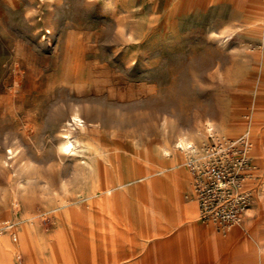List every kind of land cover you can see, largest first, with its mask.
<instances>
[{
	"label": "rangeland",
	"instance_id": "obj_1",
	"mask_svg": "<svg viewBox=\"0 0 264 264\" xmlns=\"http://www.w3.org/2000/svg\"><path fill=\"white\" fill-rule=\"evenodd\" d=\"M259 1L0 0V264H264V20L246 11ZM68 122L80 153L61 157ZM244 134L249 209L231 225L241 234L215 243L205 263L186 253L203 237L171 223L172 171L113 187L160 154L204 156L213 139ZM180 136L202 147L179 152ZM143 213L149 235L163 230L159 242L143 240ZM212 224L230 227L202 222Z\"/></svg>",
	"mask_w": 264,
	"mask_h": 264
},
{
	"label": "bare ground",
	"instance_id": "obj_2",
	"mask_svg": "<svg viewBox=\"0 0 264 264\" xmlns=\"http://www.w3.org/2000/svg\"><path fill=\"white\" fill-rule=\"evenodd\" d=\"M92 1V0H90ZM119 0H103V5L106 9H113L115 8L116 4ZM254 10L260 12L261 19L264 20V0H260L258 5H252L250 9L246 10L249 16H255ZM258 12V17L259 16ZM257 15V14H256ZM60 119H57L53 125L57 124V122ZM72 120L82 122V118L79 117V115L75 114L72 116ZM69 125L70 122L66 123L62 126V129L60 131V142L57 145V151L59 156L66 157L68 155H75L80 153V146H76L69 135ZM255 126L259 127L257 124ZM249 135V134H248ZM255 139L251 142V150L254 149L255 145ZM177 148L179 152L185 153V152H194L196 150H200V147L198 144V139L196 138H188L184 136H180L177 139L176 142ZM166 154H169L168 150H165ZM250 153V146L248 148V154ZM9 158H13L14 156V149L9 148L8 149ZM149 154V153H148ZM189 156V158H193L195 160H201V162L204 160V156L202 155H195L186 153L182 161L176 160L174 157L169 158V161H166L165 158L160 156L159 160H155L154 162L147 163L145 162L144 166L142 168L140 166L135 167L134 171L131 172L129 175L122 176L121 178L117 179L113 183L114 189H121L125 188L126 186L133 184L138 187H144L147 185L153 178H156L162 174H166L170 171L173 172L175 177V197L168 203V208L171 212V223L175 226H181L182 224H185V227H189L188 236L191 238L192 236H198L203 237L205 241L199 243L197 241L193 242L190 241L189 245V252L186 253H192L197 259H200L202 262H207L210 255L212 254V249L217 243L221 246H223L225 241H228L231 237L241 234L242 229L238 226H230L229 230L225 234H220L215 229V225L212 224L210 228L205 230L202 226V222L200 223V216H199V206L198 201L196 199L187 202L183 200V193L185 190V184L187 181V173L181 168V164L184 162H187L186 157ZM263 160H264V154H262ZM167 160V159H166ZM4 164L7 166L8 163L4 161ZM10 172V171H9ZM8 172V173H9ZM8 179V178H7ZM10 180V179H9ZM17 180V179H16ZM96 186V185H95ZM11 197L14 202H17L18 204L21 203L22 200L25 198V189L22 188L20 185H17V187H13L11 189ZM118 197V196H117ZM119 200V198H118ZM119 202V201H118ZM118 210V209H117ZM142 218V238L146 241L151 242H159L163 239L164 234L163 230L159 233L149 235L146 232V227L144 224V213L141 214ZM160 218H163V215H160ZM150 224V223H149ZM183 226V225H182ZM184 227V226H183ZM151 232V231H150ZM8 245L5 241L0 240V252L1 255L4 257H8ZM223 250V249H222ZM219 260V259H218Z\"/></svg>",
	"mask_w": 264,
	"mask_h": 264
},
{
	"label": "built area",
	"instance_id": "obj_3",
	"mask_svg": "<svg viewBox=\"0 0 264 264\" xmlns=\"http://www.w3.org/2000/svg\"><path fill=\"white\" fill-rule=\"evenodd\" d=\"M249 140L248 134L213 139L203 147L202 162L193 158L189 162L202 221H214L223 227L244 221L251 201L244 187L250 175L248 170L252 168L245 153Z\"/></svg>",
	"mask_w": 264,
	"mask_h": 264
},
{
	"label": "crops",
	"instance_id": "obj_4",
	"mask_svg": "<svg viewBox=\"0 0 264 264\" xmlns=\"http://www.w3.org/2000/svg\"><path fill=\"white\" fill-rule=\"evenodd\" d=\"M197 200V199H196ZM198 206H199V204H198ZM199 216H200V210H199ZM201 220V219H200ZM202 221V220H201ZM202 222H204V221H202Z\"/></svg>",
	"mask_w": 264,
	"mask_h": 264
}]
</instances>
